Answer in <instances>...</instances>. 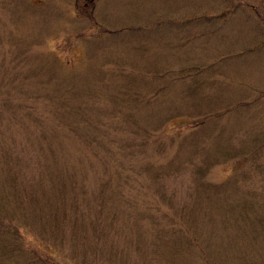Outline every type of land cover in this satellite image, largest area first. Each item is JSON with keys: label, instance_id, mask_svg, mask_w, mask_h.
<instances>
[{"label": "rangeland", "instance_id": "374dc122", "mask_svg": "<svg viewBox=\"0 0 264 264\" xmlns=\"http://www.w3.org/2000/svg\"><path fill=\"white\" fill-rule=\"evenodd\" d=\"M96 90L107 98L105 123L116 128L102 143L123 148L119 166L105 146L98 148L109 164L68 129ZM9 97H30L46 112L45 140L55 149L63 143L62 164L72 173L83 168L91 194L103 188L107 202L130 199L112 204L132 263L264 264V168L244 157L264 138V0H0V98ZM215 97L231 109L214 116L223 108ZM3 108L0 143L17 146L22 122L9 116V124L11 106ZM130 113L138 118L132 129L112 123ZM169 143L179 152L162 169L155 161L174 156ZM236 151L245 154L203 173L204 182L222 183L193 189L184 158ZM145 162H155L153 186L139 168ZM119 168L124 179L114 187ZM31 243L40 256L55 255ZM85 259L106 264L90 253Z\"/></svg>", "mask_w": 264, "mask_h": 264}, {"label": "trees", "instance_id": "16d2710c", "mask_svg": "<svg viewBox=\"0 0 264 264\" xmlns=\"http://www.w3.org/2000/svg\"><path fill=\"white\" fill-rule=\"evenodd\" d=\"M45 98L47 100V97ZM51 98L53 100L52 96ZM215 98L219 106L223 108L220 112H215L214 116L225 114L231 109V104L220 103L224 102V99ZM1 99L0 103L5 107L1 110V114L6 107L11 106L8 123L10 124L9 116L14 118L13 121L22 122V127L16 124L17 129L22 132V139L17 146L12 141L0 143V264H88L85 259L88 253L94 255L95 261L100 263L136 264L124 254L122 244L124 229L118 222V218L122 223L123 220L120 218L118 206L114 207L112 204V200L119 196L130 199L122 194L109 197L107 202L103 196V188H100V193L92 190L91 194L85 182L84 172L81 171L83 168L78 170L81 173L80 176L78 172L72 173L70 164H62L67 162L63 143H58L55 149L49 139L45 140L48 138L43 124L46 112L40 110L36 104L34 105L30 97H28L30 102H23L24 100L16 102L12 97L4 102ZM106 99L103 90L92 91L89 99L86 97L91 108L76 111L75 114H81V117L78 120H70L68 129L74 136L80 138L86 147L90 146L91 153L103 158L102 160L109 164L106 157H102L101 150L104 149L98 148L105 146L108 159H116L119 166L117 154L123 152V148H119L118 151L110 144L107 148L102 141V137L110 132L113 133V129L116 130L115 127L105 123L106 113L102 103L106 102ZM91 109H95L94 115L91 114ZM137 120V114L130 113L127 116L120 114L112 123H118L117 127L132 129ZM64 122L67 121L64 120ZM24 131L26 134H23ZM173 131H171L172 134ZM9 136L11 137V133ZM33 136L37 137V140L30 142ZM172 139L174 140V137ZM168 145L174 147V156H171L169 161L163 162L158 154L159 158L155 161L160 163L158 167L162 169L170 168L169 165L175 161L172 157L179 152L178 144L169 143ZM157 149L159 153H162V149ZM249 150L253 152L250 156H244L248 157L247 161L251 160V163H256L255 166L264 168L262 165L264 160L254 157L259 152L262 153L261 156L264 155V138L250 142ZM191 153L183 161L187 162L185 168L191 172L194 190L222 183L215 180L212 184H209V181L204 182L203 173L214 165H220L237 155L245 154H239V151L230 152L224 156L211 154L199 160L195 152ZM209 157H213L214 160ZM209 160H212V164H209ZM155 162H145L142 167L139 166L142 171L146 169L150 175H148L147 186L157 183L155 179L157 174H150V171H156L153 168ZM136 169L138 170L137 167ZM255 169L258 170L256 167ZM120 171L119 168L114 187H119V182L124 179ZM259 185L264 186V171ZM192 193L193 191L190 193L191 196ZM172 198L173 196L168 197L167 201L173 200ZM186 210L187 208L183 205L177 213L181 214ZM162 215L167 214L163 212ZM33 240L39 245L45 244L51 248L55 251V255L48 252L40 256L31 243ZM75 243L79 247L77 251L73 245ZM78 257L80 259L75 261L74 259Z\"/></svg>", "mask_w": 264, "mask_h": 264}]
</instances>
